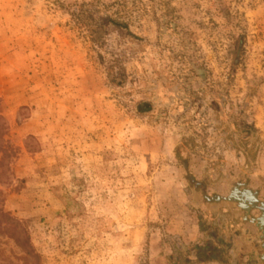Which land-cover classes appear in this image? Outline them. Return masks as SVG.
I'll use <instances>...</instances> for the list:
<instances>
[{
  "label": "rangeland",
  "instance_id": "374dc122",
  "mask_svg": "<svg viewBox=\"0 0 264 264\" xmlns=\"http://www.w3.org/2000/svg\"><path fill=\"white\" fill-rule=\"evenodd\" d=\"M0 22V191L39 264L258 261L264 0H0ZM0 264L31 261L0 237Z\"/></svg>",
  "mask_w": 264,
  "mask_h": 264
},
{
  "label": "trees",
  "instance_id": "16d2710c",
  "mask_svg": "<svg viewBox=\"0 0 264 264\" xmlns=\"http://www.w3.org/2000/svg\"><path fill=\"white\" fill-rule=\"evenodd\" d=\"M118 25V23H114ZM2 101L0 99V153L3 155L5 148L2 146L4 143L3 134L7 130V122L2 113ZM4 195L0 191V237H6L15 242V244L22 250L25 257L30 259L31 264H39V256L33 249L29 236L26 230L23 228L20 221L12 218L6 211L3 209ZM198 258L203 256V250L196 248ZM210 260V258L205 257V261ZM188 262V261H187Z\"/></svg>",
  "mask_w": 264,
  "mask_h": 264
},
{
  "label": "crops",
  "instance_id": "0c3cea01",
  "mask_svg": "<svg viewBox=\"0 0 264 264\" xmlns=\"http://www.w3.org/2000/svg\"><path fill=\"white\" fill-rule=\"evenodd\" d=\"M1 25H3L2 22H0V26ZM5 29H7V27H5ZM6 40H8V39H6ZM4 44L5 43H3L2 41H0V48ZM263 159H264V157H260L259 158L260 161H262ZM192 231H193V234H191L189 237H186L185 238V239H188L189 240L188 243L189 242H198V241L199 242L200 241L202 242V240H200V238H202V236H203V231L200 228V226H197L196 229H193L192 228ZM205 248L209 249V245H207L206 243H205ZM260 248L263 250L262 251L263 253H260V255L259 254L256 255V259L258 261L255 264H264V241H262V242L260 241ZM199 249L204 250V248H199ZM196 251L197 250H195V252H192L191 255L189 256V259L192 260V261H194V263H196V264H220L216 258H212L211 256H208V258H210V260H208V261H205V258H202V257L201 258L200 257L198 258V254H197Z\"/></svg>",
  "mask_w": 264,
  "mask_h": 264
},
{
  "label": "water",
  "instance_id": "95a60500",
  "mask_svg": "<svg viewBox=\"0 0 264 264\" xmlns=\"http://www.w3.org/2000/svg\"><path fill=\"white\" fill-rule=\"evenodd\" d=\"M241 195V194H240ZM243 197L251 202L253 208L258 209L261 212V217L257 219H250V223L255 224L258 229L264 232V203H260L257 199V192H251V191H246L245 193H242ZM231 197H225L221 198L218 197V201H225L228 202ZM241 199V198H240ZM259 204V206L257 205Z\"/></svg>",
  "mask_w": 264,
  "mask_h": 264
}]
</instances>
